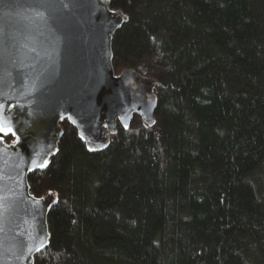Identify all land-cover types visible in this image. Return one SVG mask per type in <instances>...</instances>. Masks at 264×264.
Listing matches in <instances>:
<instances>
[{
	"label": "trees",
	"instance_id": "obj_1",
	"mask_svg": "<svg viewBox=\"0 0 264 264\" xmlns=\"http://www.w3.org/2000/svg\"><path fill=\"white\" fill-rule=\"evenodd\" d=\"M110 1L113 66L153 81L156 121L89 151L64 118L28 175L58 191L35 264H264V0Z\"/></svg>",
	"mask_w": 264,
	"mask_h": 264
},
{
	"label": "water",
	"instance_id": "obj_2",
	"mask_svg": "<svg viewBox=\"0 0 264 264\" xmlns=\"http://www.w3.org/2000/svg\"><path fill=\"white\" fill-rule=\"evenodd\" d=\"M125 16L110 0H0V120L14 135L0 132V264H35L50 243L58 191L34 194L28 175L57 153L64 118L89 151L135 114L156 121L153 81L113 66Z\"/></svg>",
	"mask_w": 264,
	"mask_h": 264
},
{
	"label": "snow or ice",
	"instance_id": "obj_3",
	"mask_svg": "<svg viewBox=\"0 0 264 264\" xmlns=\"http://www.w3.org/2000/svg\"><path fill=\"white\" fill-rule=\"evenodd\" d=\"M125 20H127L128 18L125 16L124 17ZM4 105H0V110L4 109ZM155 121H153L154 123ZM73 123H75V121H73ZM127 127V125H125ZM12 128L10 126H8V122L6 120H0V132H3L5 134L12 132ZM14 134V133H13ZM0 142H2V138H0ZM35 164V162H34ZM36 166L38 167H45L46 166V162L44 164H36ZM44 245L43 243H41L40 247H38L36 250L39 251L40 248H42ZM29 251H31V249H29Z\"/></svg>",
	"mask_w": 264,
	"mask_h": 264
},
{
	"label": "rangeland",
	"instance_id": "obj_4",
	"mask_svg": "<svg viewBox=\"0 0 264 264\" xmlns=\"http://www.w3.org/2000/svg\"><path fill=\"white\" fill-rule=\"evenodd\" d=\"M14 139V137L13 138H11V140H13ZM11 140H9V141H7V142H11Z\"/></svg>",
	"mask_w": 264,
	"mask_h": 264
}]
</instances>
